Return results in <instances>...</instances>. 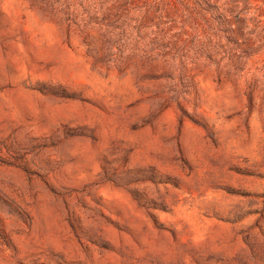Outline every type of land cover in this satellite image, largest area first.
<instances>
[{"label":"rangeland","instance_id":"1","mask_svg":"<svg viewBox=\"0 0 264 264\" xmlns=\"http://www.w3.org/2000/svg\"><path fill=\"white\" fill-rule=\"evenodd\" d=\"M0 264H264V0H0Z\"/></svg>","mask_w":264,"mask_h":264}]
</instances>
